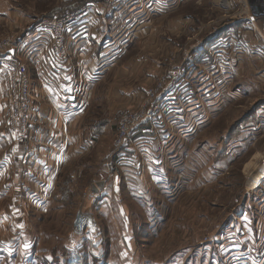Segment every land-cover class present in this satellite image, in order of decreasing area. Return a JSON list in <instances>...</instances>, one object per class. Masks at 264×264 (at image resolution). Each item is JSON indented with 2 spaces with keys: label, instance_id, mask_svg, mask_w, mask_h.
Listing matches in <instances>:
<instances>
[{
  "label": "rangeland",
  "instance_id": "374dc122",
  "mask_svg": "<svg viewBox=\"0 0 264 264\" xmlns=\"http://www.w3.org/2000/svg\"><path fill=\"white\" fill-rule=\"evenodd\" d=\"M224 1L226 5L234 2ZM217 2L189 0L178 8L170 4L173 10L156 18L149 29L153 37L150 45H141L128 56H147L150 60L135 61L127 73L141 68L139 74L143 75L151 64L156 66L157 76L145 83L140 103L118 111L113 131H105L95 148L77 159L78 163L60 168L46 210L28 211L26 217L21 214L23 221L11 213L7 223L16 224L18 220L29 225L24 239L35 243L36 252L49 258L46 254L59 251L57 264H65L64 255L69 264H212L214 259L226 258L225 252L218 253V246L227 239L235 238L239 246L245 244L240 227L264 224V205L260 204L264 196H254V190H249L247 197H243L247 189L256 187L251 182L254 172L258 171L257 175L263 169L264 133L255 144L248 135L249 116L264 110L263 81L255 90L241 91L238 99H232L231 87L225 86L219 101L210 94L207 100H202L204 114L199 112L189 120L190 112L183 113L186 119L171 129L172 140L162 149L165 155L149 166V174L135 176L130 189L118 177L119 186L116 184V190L100 201L99 180L103 183L104 175L106 179L108 175L112 178L114 168L119 171L114 151L121 118L128 111L139 109L147 98L148 88L156 87L162 78L168 77L169 71L183 67V56L192 52L196 40L221 27L223 20L220 22L219 16L229 14L223 7L219 10ZM66 3L67 0H0V43L9 38L14 42L33 19L60 15L67 8ZM115 71L109 74L111 87L116 85L111 90L119 82L120 75ZM180 72L187 74L184 70ZM183 74L179 84L187 80ZM214 77L207 73L209 88L215 82ZM246 77L240 76L238 84L246 82ZM193 84L197 89V79ZM98 91L105 94L106 88L101 85ZM104 100L102 96L101 100L92 101L88 113L82 117L80 123L87 125L86 131L94 121L108 118L103 112L108 107ZM128 117L123 121L127 122ZM240 124L246 136L236 144L235 132ZM154 131L146 130L145 136L152 137ZM129 151L125 153L130 158L133 154ZM126 162L129 164V160ZM258 194H264V190ZM9 197L0 195V213L14 210ZM259 205L263 209L259 213L263 223L255 218ZM249 237L253 239L249 243L257 242L255 231Z\"/></svg>",
  "mask_w": 264,
  "mask_h": 264
},
{
  "label": "crops",
  "instance_id": "0c3cea01",
  "mask_svg": "<svg viewBox=\"0 0 264 264\" xmlns=\"http://www.w3.org/2000/svg\"><path fill=\"white\" fill-rule=\"evenodd\" d=\"M186 1L189 0H67L64 7L74 9L89 2L94 5V11L78 15L66 26L64 42L67 53L63 57L52 53L49 34L37 27L41 18L33 19L14 39L13 46L6 52H0V55L17 56L25 63L31 92L28 133L26 139L21 140L6 125L4 110L7 100L2 93L6 78L0 75V195H9L7 199H11V208H14L12 212L0 213V264H57L59 251L49 252L47 258L36 252L34 242H26L24 233L29 225L26 226L20 216L26 217L31 210H46L54 194L60 168L76 162L94 149L105 131H113L118 111L140 103L145 83L157 76L156 66L151 64L143 75L139 74L141 68L127 73L130 64L135 61L142 63L143 58L144 62L150 60L147 56H128L131 50L150 45L149 40L153 37L149 29L156 18L173 10L170 4L178 8ZM233 1L231 5H226L224 0L216 3L219 10L224 8L223 11L229 15L223 13L219 16V21L223 20L222 25L213 33L222 31V36H226H221L210 47L209 60L189 67L188 63L195 54H186L181 62L185 61L183 67L169 71L165 90L158 98L163 103V112L158 119L144 120L129 136L128 149L133 157L130 156L129 164L119 163V171L116 168L113 173L110 171L112 178L108 175L106 179L104 175V182L99 180L100 201L116 190L118 177H122L125 186L130 189L134 186L135 176L148 175L149 166L154 161L160 162L165 155L162 149L165 143L172 140L171 129L178 126L180 120L186 119L183 113L190 112L189 120L194 114H204L203 101L208 99L209 94L219 101L223 98V87L228 86L232 90V99H238L241 91L250 92L257 89L259 82L264 83V27L257 22L250 23L247 20L248 10L239 0ZM206 37L196 40L192 49H198ZM115 69L120 75L119 82L111 90L116 85L111 87L109 74ZM181 70L187 74L179 73ZM208 72L215 76L211 88L206 83ZM182 74L187 80L179 84ZM243 74L247 75V81L238 84ZM126 76H129L127 80ZM196 79L197 89L193 88ZM101 85L106 88L105 94L98 91ZM102 96L108 106L103 112L108 118L94 121L86 131L87 125L80 123L82 117L88 113L92 101L101 100ZM248 119V135L255 144L264 133V110H257ZM242 128L240 125L235 132L236 144L246 136ZM246 128L248 126L244 130ZM153 129L155 134L146 137L145 131ZM132 164L139 166L134 168ZM262 166L264 169V163ZM262 170L257 175L258 171L254 172L251 181L254 185L256 183V187L247 189L243 197H247L249 190H254V196H264L258 194L264 190ZM260 204L262 207L264 201ZM11 213L16 219L20 217L22 223L16 220V224L11 221L8 224ZM254 213L255 218L263 223L259 214L263 213L260 205ZM240 230L244 233L245 244L239 246L235 238L227 239L218 246V253L225 252L226 258L224 261L214 259L212 264H264V224L256 227L244 225ZM252 231L257 233L258 238L257 242L249 243L253 241L249 237ZM63 262L69 264L67 255H64Z\"/></svg>",
  "mask_w": 264,
  "mask_h": 264
},
{
  "label": "built area",
  "instance_id": "2783aa9c",
  "mask_svg": "<svg viewBox=\"0 0 264 264\" xmlns=\"http://www.w3.org/2000/svg\"><path fill=\"white\" fill-rule=\"evenodd\" d=\"M242 5L248 10L247 20L254 24L260 23L264 27V0H240ZM94 11V5L86 2L78 5L77 8H64L62 13L52 18L41 19L37 22V27L49 34L52 53L56 57H63L67 53V46L64 42L66 26L74 21L78 15ZM227 41V40H226ZM13 40L6 39L0 43V52H6L13 46ZM0 75L6 78V84L2 93L7 100L4 110L6 125L16 137L25 140L28 133V117L30 114L29 100L31 98L29 77L25 63L17 56L0 55ZM168 77L162 78L154 88L147 89V98L140 104L137 111L126 113L120 120L121 129L117 134L116 150L114 151V161L126 164L129 136L140 126L144 120H155L161 112L163 106L158 100L160 94L165 90ZM150 100V101H149ZM128 117L127 122L123 119Z\"/></svg>",
  "mask_w": 264,
  "mask_h": 264
},
{
  "label": "trees",
  "instance_id": "16d2710c",
  "mask_svg": "<svg viewBox=\"0 0 264 264\" xmlns=\"http://www.w3.org/2000/svg\"><path fill=\"white\" fill-rule=\"evenodd\" d=\"M223 31H225V30H223ZM223 33H222V31H220L219 33H213V34L208 35L206 37V39H205V42H203V44L198 49L196 48L195 50H193L191 52V55L192 54H195V56H193V58L190 60V63H188L189 67H193L194 65L197 66V65H199L203 61H205V62L208 61L209 58H210L208 56L209 53H210L209 52L210 47L214 46V43L215 42H218L221 39V36L223 35ZM224 36H226V35H224ZM224 36H222V37H224ZM223 41H225V40H223ZM216 45H218V44H216ZM140 126H138V127H140ZM134 130H133V132H134ZM132 133L130 135H132Z\"/></svg>",
  "mask_w": 264,
  "mask_h": 264
},
{
  "label": "bare ground",
  "instance_id": "6f19581e",
  "mask_svg": "<svg viewBox=\"0 0 264 264\" xmlns=\"http://www.w3.org/2000/svg\"><path fill=\"white\" fill-rule=\"evenodd\" d=\"M252 180V179H251ZM252 182V181H251ZM254 183L252 182V185H253Z\"/></svg>",
  "mask_w": 264,
  "mask_h": 264
}]
</instances>
